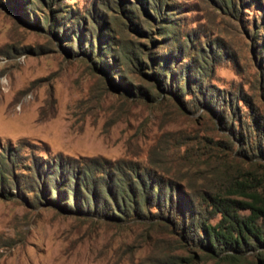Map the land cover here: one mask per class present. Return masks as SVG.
<instances>
[{
	"label": "rangeland",
	"instance_id": "obj_1",
	"mask_svg": "<svg viewBox=\"0 0 264 264\" xmlns=\"http://www.w3.org/2000/svg\"><path fill=\"white\" fill-rule=\"evenodd\" d=\"M165 3L169 26L152 0H0V264H175L193 247L179 246L180 222L109 221L112 202L94 208L84 190L73 202V179L42 175L62 159L90 187L120 167L200 184L218 160L209 139L227 133L210 107L229 122L264 115V0H163V16ZM158 54L179 76L171 99L148 76Z\"/></svg>",
	"mask_w": 264,
	"mask_h": 264
},
{
	"label": "trees",
	"instance_id": "obj_2",
	"mask_svg": "<svg viewBox=\"0 0 264 264\" xmlns=\"http://www.w3.org/2000/svg\"><path fill=\"white\" fill-rule=\"evenodd\" d=\"M162 1L152 0L157 6L153 13L162 25L169 26L166 15L173 9L165 3V8L169 9H164L165 16L161 15ZM223 2L232 5V0ZM117 19L114 18L115 21ZM140 32L145 33L143 30ZM97 37L96 58L100 59L105 57L102 55L105 46L102 45L100 35ZM149 38L152 40V36L149 35ZM137 45L135 50L133 47L127 50H134L138 54L139 49L143 53V46L140 43ZM148 54L152 56V52ZM128 60L132 58L128 56ZM151 61L163 69L159 74L156 69H152L148 75L157 80L156 85L152 84L154 93L163 92L168 98L178 95L180 88L175 84L179 76L168 69L171 58L158 54ZM197 69L202 72L201 66H197ZM166 74H169L170 84L165 83ZM186 77L185 90L188 88ZM215 99L216 106L220 104L222 108L223 100L219 101L218 97ZM207 102L210 104V100ZM210 108L227 133L216 140L209 139L219 155L218 160L206 161V168L193 174L196 179L201 178L200 184H196L195 179L189 183L184 179H165L157 176L158 173H151L154 170L150 168L149 172L137 167H120L119 175L105 181L102 188L94 185L90 187L93 180L86 174L87 170L84 175L76 174L73 166L62 159L49 162L46 171L42 173L44 180L53 177L55 184L59 181L62 186H67L73 179V202L78 198V191L83 190L91 196L94 208L98 209L99 205L105 204L109 206L108 203L112 202L114 210L109 207L105 215L109 221L133 215L140 220H162L171 228L179 226L180 222L183 240L178 239L179 246L186 248V243H189L193 247L186 249V256H176L175 264H198L202 258L212 259L215 264H264V115L250 114L241 122L233 119L231 122L234 123L231 124L222 109L218 111V107ZM53 189L58 196V188ZM63 195L66 200V193ZM65 209H68L67 205H64ZM196 250L199 255H194Z\"/></svg>",
	"mask_w": 264,
	"mask_h": 264
}]
</instances>
